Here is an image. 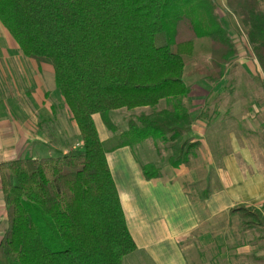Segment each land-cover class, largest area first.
Here are the masks:
<instances>
[{
	"label": "trees",
	"instance_id": "trees-1",
	"mask_svg": "<svg viewBox=\"0 0 264 264\" xmlns=\"http://www.w3.org/2000/svg\"><path fill=\"white\" fill-rule=\"evenodd\" d=\"M226 2L264 75V0ZM0 23L27 58L53 67L83 142L78 153L0 164L8 219L0 264H123L137 247L93 116L111 130L110 112L173 103L128 119L116 140L175 144L168 165H189L198 144L187 136L185 69L210 54L211 65L197 73L215 83L237 55L213 0H0ZM261 137L264 148V130ZM142 173L156 179L161 168L145 164ZM232 213L246 228L262 226L252 208Z\"/></svg>",
	"mask_w": 264,
	"mask_h": 264
},
{
	"label": "crops",
	"instance_id": "crops-1",
	"mask_svg": "<svg viewBox=\"0 0 264 264\" xmlns=\"http://www.w3.org/2000/svg\"><path fill=\"white\" fill-rule=\"evenodd\" d=\"M199 59L206 68L211 65L210 54ZM239 63L241 71L228 67L221 80L200 81L190 89L185 108L192 122L187 136L198 147L192 150L189 165H168L175 144L163 142L168 157L162 159L157 143L161 140L154 138H150L149 155L145 151L141 155L143 142L119 147L102 116H93L137 247L123 264H193L183 245L195 234L201 247L212 245V232L204 230L207 222L223 216L238 219L241 216L232 210L239 206L256 212L264 207V89L256 88L262 87L264 75L259 64ZM195 66L198 72L200 63ZM196 75L201 77L192 72ZM237 77L251 85L247 100L234 90L241 87ZM227 91L230 100H222ZM63 122L68 127H62ZM72 134L80 132L56 87L53 67L27 58L0 23V164L74 153ZM149 163L161 168L160 177L145 179L142 166ZM200 188L199 197L190 190ZM7 226L0 177V242ZM262 226L253 228L258 241L264 240ZM242 230L251 231L244 226Z\"/></svg>",
	"mask_w": 264,
	"mask_h": 264
},
{
	"label": "rangeland",
	"instance_id": "rangeland-1",
	"mask_svg": "<svg viewBox=\"0 0 264 264\" xmlns=\"http://www.w3.org/2000/svg\"><path fill=\"white\" fill-rule=\"evenodd\" d=\"M226 1L227 0H213V8L215 14H217L218 16V22L227 31L228 38L231 40V42L237 49V55L231 60V66L229 65V67H231L233 70L241 71L239 70L241 69V63H239L240 61H243L246 64L248 63V65H250L251 67L252 64L254 66H258L257 64L259 63L248 42L247 28L243 25V22L239 18L238 14L234 13L233 11H231L230 8H228ZM261 8L264 12V2L261 4ZM201 39L202 38H200V40ZM201 59H198L195 64L189 63L185 69V81L190 89L194 86L197 87L200 81H208L203 76H201L200 78H198L197 75L192 76V72L193 74H197L196 69L194 70L196 64L200 63V67L206 68ZM236 60L239 62H237ZM237 80L241 87H239L238 89L236 88L234 90L236 91V94L239 95L238 97H240V99L247 100L246 95L248 94V92L246 90L249 91L251 85H246L244 79L237 77ZM261 86L262 87H256L258 91H260V89L262 88L264 89V83L261 84ZM228 91L220 96L222 100H230ZM231 96L233 97L234 94H232ZM188 98L186 97L183 100L184 106L188 105ZM172 104L173 103H171V105ZM171 105H168V103L163 101L159 106L154 108H137L135 110L121 109L114 112H110L108 114V118L110 119L113 125V128L110 130V133L115 134V136H118L120 133H124L128 129V119L139 116L142 113L155 115L165 109L171 108ZM64 124L66 127H68V122H63L62 127H64ZM70 141L71 143L76 144L75 148L71 151H75L74 153H78L82 149L83 145L80 135L77 134L76 136H74L72 134ZM116 142H118V140ZM157 143L161 146L160 154H162L163 156L162 159H165L166 157H168V151L164 149L162 141H158ZM150 144V139L142 143L140 148L141 155L144 151L147 155L151 153L149 151V149L151 148ZM54 157H58V155L55 154ZM202 168L206 170V167L203 165ZM190 190L193 191V194L197 193L198 191L200 193L203 191L202 188H200V190ZM263 208L264 207H262L261 209ZM258 213L260 219L259 223L263 225L264 221L260 209H258ZM243 226L245 227V221H243L241 217H239L238 219H229V217L227 219L226 216L220 217L217 220L207 222L205 224V232H212L214 236V242L212 245L208 247H201L195 234L194 236L190 237L186 242H184L183 248L188 254L193 264H264V240L258 241L256 233L253 232V228H251V231L247 233L246 231L242 230ZM127 259L128 262L131 261V257Z\"/></svg>",
	"mask_w": 264,
	"mask_h": 264
},
{
	"label": "built area",
	"instance_id": "built-area-1",
	"mask_svg": "<svg viewBox=\"0 0 264 264\" xmlns=\"http://www.w3.org/2000/svg\"><path fill=\"white\" fill-rule=\"evenodd\" d=\"M260 212H261V215H262V218H263V221H264V208L260 209Z\"/></svg>",
	"mask_w": 264,
	"mask_h": 264
}]
</instances>
